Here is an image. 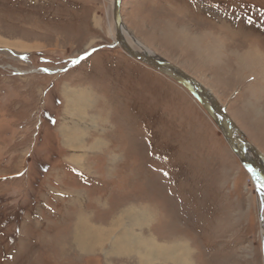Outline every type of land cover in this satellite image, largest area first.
Segmentation results:
<instances>
[{
	"label": "rangeland",
	"instance_id": "rangeland-1",
	"mask_svg": "<svg viewBox=\"0 0 264 264\" xmlns=\"http://www.w3.org/2000/svg\"><path fill=\"white\" fill-rule=\"evenodd\" d=\"M121 15L264 156V0ZM263 220L198 99L117 44L114 0H0V264H264Z\"/></svg>",
	"mask_w": 264,
	"mask_h": 264
},
{
	"label": "water",
	"instance_id": "water-1",
	"mask_svg": "<svg viewBox=\"0 0 264 264\" xmlns=\"http://www.w3.org/2000/svg\"><path fill=\"white\" fill-rule=\"evenodd\" d=\"M121 3H122V0H114V21H115V27H116V37H117V42L120 45V47L132 58H135L136 60H138L140 62H143L149 66H152V67L158 69L160 72L172 77L173 79H175L176 81L180 82L185 87H187L193 93V95L198 99V101L201 103V105L204 107V109L207 111V113L210 114V116L213 118V120L219 126V129L221 130V132L226 131V129L228 128V130L226 131V134L230 138V144L234 148L233 149L234 153L238 156L242 165L248 171L250 176L254 180L260 181L258 178V175L255 173V171L253 169H251V167L249 166L248 162L246 161L244 155L242 154V152L238 148L237 141L229 130V125H230L229 118L226 116V114L224 112H221L219 110L218 111L215 110V108L212 106V104L209 101H207L205 99V97L200 92H198V89L196 88V82L189 75H187L185 72H183L180 68L174 66L173 64H171L167 61L157 60L156 58H152V57L146 56V55H144L138 51H135L132 48H130V49L127 48V46L125 44L126 43L125 38L123 37L121 29H120V27L122 25ZM161 66H169V67L173 68L176 72L173 70H164L163 68H161ZM222 113H224V116L222 115ZM214 115L218 116L221 121L218 122L215 119ZM225 125H228V127H226ZM241 142L244 143V141H241ZM260 183H262V186L264 187V182H260Z\"/></svg>",
	"mask_w": 264,
	"mask_h": 264
},
{
	"label": "bare ground",
	"instance_id": "bare-ground-1",
	"mask_svg": "<svg viewBox=\"0 0 264 264\" xmlns=\"http://www.w3.org/2000/svg\"><path fill=\"white\" fill-rule=\"evenodd\" d=\"M120 29H121V32H122V35H123V37L125 38V41H126V46H127V48H132L133 50H135V51H138V52H140V53H142V54H144V55H146V56H150V57H152V58H156L157 60H163V59H161L160 57H157L152 51H150V50H148L146 47H144V46H142V44L141 43H139V42H137V41H135V40H131V41H129L128 40V38H127V34L129 35V33L127 32V30L125 29V26H124V24H123V21H122V25H121V27H120ZM116 42V41H115ZM117 44H118V42H117ZM134 44L136 45V46H139V48H141V51L140 50H137L135 47H134ZM119 45V44H118ZM120 46V45H119ZM131 57V56H130ZM135 59V58H134ZM163 61H165V60H163ZM161 68H163L164 70H173V71H175L173 68H171V67H169V66H161ZM176 72V71H175ZM196 88L198 89V92H200L204 97H205V99L207 100V101H209L211 104H212V106L215 108V110H219V109H217V104H215V102L213 101V99H212V97L210 96V94L208 93V92H206L205 91V89L202 87V86H200L198 83H196ZM72 101V100H71ZM70 103V102H69ZM222 112V111H221ZM210 115V114H209ZM222 115L224 116V113H222ZM214 117H215V119L218 121V122H220L221 120H220V118L218 117V116H215L214 115ZM210 118H212L211 116H210ZM213 119V118H212ZM229 122H230V120H229ZM226 127H228V125H225ZM228 130V128L226 129V131ZM229 130H230V132H231V134L235 137V139H236V141H237V145H238V148L240 149V151L242 152V154L244 155V157H245V159H246V161L248 162V164H249V166L251 167V169H253L254 171H255V173L258 175V178H259V180L260 181H256V180H254L252 177V180L254 181V183L257 185V188H258V190H259V192L261 193V196H262V198H263V201H264V187L262 186V183H260V182H264V156L262 155V153L256 148V147H254V145H252V144H250V142L249 141H247V140H245L244 138H242V137H240L238 134H237V132H236V130H235V128L233 127V125H232V123L230 122V125H229ZM226 131H222V133H223V135H224V137L226 138V140L228 141V143H229V145H230V147H231V149L233 150L234 148L232 147V145L230 144V138L228 137V135L226 134ZM241 141H244V143H242ZM233 152H234V150H233ZM252 154H254V155H256L257 156V161H255L254 159H253V157H252ZM262 156H261V155ZM240 160V159H239ZM261 171H263V174H260L261 173ZM248 172V171H247ZM136 214V213H135ZM133 216V215H132ZM86 225H88V224H86ZM96 228V227H95ZM79 232H81V231H79ZM98 232V231H97ZM84 233V232H83ZM263 235H264V220H263ZM75 237V236H74ZM86 237H88V236H86ZM93 237V236H92ZM97 237V236H96ZM96 239V238H95ZM94 239V240H95ZM96 242V241H95ZM90 243V242H89ZM93 243V242H92ZM141 243H143V244H145L143 241L141 242ZM176 243V242H175ZM174 243V244H175ZM93 245H96V243L95 244H92V246ZM160 245V244H159ZM163 245V244H162ZM155 245H153V247H154ZM178 246V245H177ZM84 247H86V245L85 244H81V246H80V249H84ZM164 247H166V246H158L157 248H155V250L156 251H158V252H160V251H162L163 250V254H165V256L166 255H168V253H169V251L171 252V253H176L175 254V258H178L180 255L183 257V255H184V252L186 251V249H184L185 251H183L182 250V248L184 247L183 245L182 246H179V247H176V249H178L179 251H180V253L179 252H177L176 251V249H175V247H173L172 246V248L171 247H169L168 249H165ZM168 247V246H167ZM166 247V248H167ZM151 249V248H150ZM146 250L147 249H143V251H140L139 252V256L141 257V258H145V259H149L150 260V258H148L149 256L151 257L153 254H155V252H154V250L153 249H151V251L148 253V252H146ZM188 250V249H187ZM85 251V250H84ZM117 252V251H116ZM188 253V252H187ZM185 256V255H184ZM181 257V258H182ZM144 261V260H143ZM187 264V263H186Z\"/></svg>",
	"mask_w": 264,
	"mask_h": 264
}]
</instances>
